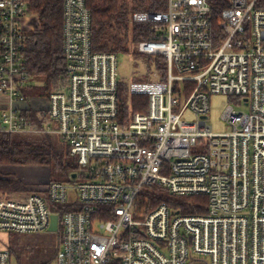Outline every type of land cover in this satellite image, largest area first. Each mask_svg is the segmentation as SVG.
I'll return each instance as SVG.
<instances>
[{"label": "built area", "instance_id": "obj_1", "mask_svg": "<svg viewBox=\"0 0 264 264\" xmlns=\"http://www.w3.org/2000/svg\"><path fill=\"white\" fill-rule=\"evenodd\" d=\"M63 17L67 84L27 98L40 19L26 0H0V134L59 136L78 168L69 183L0 196V234L49 232L56 215L55 264H264V0H168L133 14L155 25L137 53L162 57L165 73L130 83L149 107L128 118L118 56L92 50L87 0H64ZM213 95L249 111L227 106L216 133ZM164 195L207 197L206 213L154 202ZM0 264H11L7 247Z\"/></svg>", "mask_w": 264, "mask_h": 264}, {"label": "trees", "instance_id": "obj_2", "mask_svg": "<svg viewBox=\"0 0 264 264\" xmlns=\"http://www.w3.org/2000/svg\"><path fill=\"white\" fill-rule=\"evenodd\" d=\"M30 13L39 17L41 28L27 40V69L32 78L44 80V97L63 89L67 84L66 61L63 55L64 0H26ZM92 14V50L95 53L130 55L134 59H147L137 53L142 41L155 39V25L132 23L135 13L151 15L165 12L168 0H87ZM1 37V29H0ZM155 71L162 76L165 63L162 57L149 58ZM149 69H152V67ZM150 81L151 79H146ZM119 112L128 118L135 113H147V96H130L129 85L121 82L118 93ZM9 166L47 167L51 181L60 182L77 172L76 160L62 142L52 135L0 134V196L25 193L23 182L6 178L1 169ZM156 204H167L186 215L206 213L207 197L191 196L173 199L167 195L154 197ZM9 246V245H8Z\"/></svg>", "mask_w": 264, "mask_h": 264}, {"label": "rangeland", "instance_id": "obj_3", "mask_svg": "<svg viewBox=\"0 0 264 264\" xmlns=\"http://www.w3.org/2000/svg\"><path fill=\"white\" fill-rule=\"evenodd\" d=\"M148 60L144 58L137 60L130 55H119V76L122 82L130 85V83L136 81H148L146 80L148 78L152 81L155 78L156 71L154 64ZM149 67H152V69H149ZM158 73L160 74V72ZM34 83H37L36 87L24 90L25 96L27 98L44 97L42 92L44 80L34 79ZM210 105L211 111L208 117V126L212 127L216 133L226 132L227 130L221 120L227 106L231 105L236 110L249 111L245 106L238 104L237 98H229L223 95L211 96ZM187 118L191 119V116L188 114ZM54 139L62 142L59 136H54ZM2 170L6 173V178L23 182L27 190L43 189L42 183L45 182V179L49 178L52 180L48 168L43 166H9L2 168ZM60 182L69 183L70 178H65ZM60 244L61 239L58 233H13L11 236L0 234V250L5 247L9 248L11 264H55Z\"/></svg>", "mask_w": 264, "mask_h": 264}, {"label": "water", "instance_id": "obj_4", "mask_svg": "<svg viewBox=\"0 0 264 264\" xmlns=\"http://www.w3.org/2000/svg\"><path fill=\"white\" fill-rule=\"evenodd\" d=\"M75 177H76V175H73L72 178H75ZM49 232H51V233H57L58 232V217L56 215H54L52 217V223H51Z\"/></svg>", "mask_w": 264, "mask_h": 264}]
</instances>
